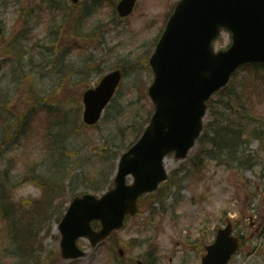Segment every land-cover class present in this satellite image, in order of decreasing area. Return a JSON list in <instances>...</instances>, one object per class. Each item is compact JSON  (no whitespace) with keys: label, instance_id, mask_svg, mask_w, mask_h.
<instances>
[{"label":"rangeland","instance_id":"obj_1","mask_svg":"<svg viewBox=\"0 0 264 264\" xmlns=\"http://www.w3.org/2000/svg\"><path fill=\"white\" fill-rule=\"evenodd\" d=\"M49 1L0 0L1 28L6 31V35L18 33L23 35L24 30L30 27L29 32L23 35L22 50L27 52L26 54L34 52L38 61L36 65H30L29 59H25L24 67L31 70V78L28 77L19 85L18 102L13 110L28 109L27 96L33 88L36 89L34 84L36 76L42 72L43 67L53 71L55 62L61 63L56 60L57 56L41 53L53 36L57 39L56 44L61 45L60 49H66V53H69L70 57L65 58H72V60L66 59L69 71L72 68L73 71L79 69V74L74 76V82L64 83L54 94L58 100H63V104L71 101L79 102V95L84 86L96 85L101 73H106L115 66L124 65L128 68V75L121 83L123 93L125 89L128 97L144 102L146 108H149L150 101L145 93L143 95L142 88L144 85L147 86L152 73L147 71L144 61L150 55L154 42L162 30L172 0H137L135 11L128 15L126 20H122L116 14L114 4L117 0H80L76 8L69 0ZM55 6L61 11L54 10L52 7ZM68 6L70 8H67ZM229 42L228 31H221L213 46L225 48ZM240 78L245 79L252 103L249 111L243 112L240 123L250 120L261 124L262 122L257 121L252 114L264 118V66L259 67L256 77L248 68L239 67L236 80L239 81ZM66 90L69 92L68 98L64 96ZM68 103L65 108L69 107ZM137 107L132 105L131 108L135 110ZM143 114L144 110L141 112V115ZM70 118L75 123H81L80 113L71 114ZM39 119L42 124L50 122V118L45 113L44 116H39ZM72 129V126L67 125L64 134L66 136L71 134ZM249 131L251 132L252 128H249ZM210 134L212 132L207 135ZM247 139V142L241 143V155L244 156L245 153L258 155L264 160L259 138ZM101 141L98 133L88 128L85 132H77L73 137L75 144L67 146L64 192L52 201L48 217L35 218L37 230L41 231L40 236L43 239L42 258L43 255H46V258L42 260L43 262L39 259L28 264H112L113 261L109 262L108 252V246L112 244L110 240H105L101 245L92 248L85 237L77 239V244L86 250V254L83 258L72 262L60 259L59 255H56L59 253V231L56 228L60 216L66 210V204L72 197L71 189L75 187L79 192L84 191L91 182L95 183L97 170L103 166L101 154L97 156L94 154ZM198 148L195 144L189 150L186 159H175L171 154L165 157L164 164L170 174L171 183L163 188L166 190L170 188L168 195L165 198V190L159 189L154 196L156 200L143 199L140 211L126 221L125 229L116 230L115 236L120 239L135 240L137 244L132 251H129V255L136 256L143 252L147 254L149 251L147 247L155 241L167 251L178 253L173 264L183 262L196 264L200 256H197L193 248H187L186 243L199 240L207 228H210L212 234L215 228L224 225L230 219L238 227L240 226L237 228L238 231L244 232L243 247L231 264H264V183L262 182L264 166L257 163L255 167H247L245 163L240 165L235 161L227 166L224 164L220 166L218 165L220 162L210 159L208 162H202V167L199 169L190 166L185 168ZM7 156L10 159V154ZM7 156L4 157L3 162L6 161ZM23 166L26 168V164ZM53 171L41 173L46 180L45 183L53 176ZM25 178L33 179L28 176V171ZM71 181L72 184H69ZM173 182L177 184L174 185ZM12 187L14 183L10 176L8 185L0 189V193L10 194ZM250 223H253V226H250ZM1 225L0 219V227ZM3 233L0 228V254L7 255ZM167 257L166 255L165 260L161 259L160 264L168 263ZM18 264L27 263L19 259Z\"/></svg>","mask_w":264,"mask_h":264},{"label":"water","instance_id":"obj_2","mask_svg":"<svg viewBox=\"0 0 264 264\" xmlns=\"http://www.w3.org/2000/svg\"><path fill=\"white\" fill-rule=\"evenodd\" d=\"M134 1H120L117 5L120 14L131 10ZM198 10H204V20ZM220 25L231 29L232 48L221 57V62L203 67L196 56H191L195 33L200 28L204 37L215 33ZM166 28L149 60L155 72L149 88L155 105L150 123L119 159L115 187L100 198L83 194L70 203L58 227L64 257L79 254L73 244L77 236L88 235L93 244L114 228H120L125 213L136 212V198L156 188L158 181L167 177L163 167L166 153L174 151L176 158L187 153L202 126L204 100L210 91L225 81L232 66L240 60H264V0H181ZM120 77L119 69L109 71L96 87L86 89L82 95L84 123L98 121ZM128 173L133 176L132 184L124 183ZM92 218L100 220L99 231L88 228ZM229 227L218 231L217 240L208 247L201 264L225 263L235 248L232 238L226 235ZM220 243L224 245L218 250ZM68 244L72 245L70 249Z\"/></svg>","mask_w":264,"mask_h":264},{"label":"trees","instance_id":"obj_3","mask_svg":"<svg viewBox=\"0 0 264 264\" xmlns=\"http://www.w3.org/2000/svg\"><path fill=\"white\" fill-rule=\"evenodd\" d=\"M28 32L29 29L24 30V34ZM4 33L6 31L0 26V49L4 57L1 62L6 61V64L2 65L4 69L0 75V82H2L0 85V156L4 157V153L7 152L11 154L15 151V153L12 159H10L13 161V165H9V168L3 171V178L7 180L6 182L10 180L9 172L11 168L17 166L15 164L16 162L18 164L20 162L22 165L26 164L28 176L38 180L43 186V195L38 199L32 200L31 203H25L9 199L10 194L3 195V193H0V209L2 210L1 231L4 232V235L7 234V239L11 246L13 242L16 245L13 247L15 250L11 246L9 247V250H11L10 254L13 255L14 251L16 255L18 254V256L24 259H29L34 255L39 258L43 241L42 236L39 234L40 231L37 230V221L35 218L38 216L42 218L48 217V210L52 201L63 193L62 191L65 187L64 182L66 180V175L64 174V168L66 166L65 152L67 146L75 144L74 142L71 144L66 143L65 139L67 138L60 133V130L72 124L73 132L70 135L75 136L77 132H83L84 126L82 123H75L70 118L71 114H78V112H63L60 108L53 109L50 101H47V106H45V97L41 98L37 95L34 88L27 96L28 100H30L27 106L29 108L22 111L13 110L11 107L12 104L17 105L18 102L17 94L20 90L19 85L31 76V70H27L23 63L26 53L22 50L24 47L22 43L24 34H12L6 40ZM53 43H51V47L54 46ZM31 59L32 57L30 61ZM229 93V89L225 90V92L220 90L216 100V102H221L223 110L229 107L233 108L228 102L230 97ZM231 97L232 102L237 100V96ZM241 98L242 96L240 95L238 100L241 101ZM121 99L122 96L117 95L109 104L102 118L106 124H110V122H113L114 119L122 115L120 107ZM218 106L220 105H217L216 108ZM235 107L239 108V105L237 106L236 104ZM212 112L224 115L223 112L217 113L213 110L211 114H213ZM44 113L50 118V122L42 125L39 116H44ZM238 116L240 117V113H238ZM141 127L142 125L135 126L137 129L134 132V137L140 133L142 130ZM118 129L121 138V150L131 144L133 139L132 132H128V128L121 126ZM118 132L115 134L110 133V135L105 137L108 142L107 150L104 144L97 146L94 151L96 156L101 154V162H103V166L97 170V172H100L95 178L97 182L108 170L109 162H107V157L112 153L111 145H118V141L116 140ZM216 133L217 130H215ZM218 133L220 135V141L215 142L214 136H209L207 138L204 137L200 142V154H202L205 160L214 158L212 152L218 150L223 151L224 156L231 158L229 153H231L233 147L235 148L232 142L240 139L238 134L228 137L227 129L224 128H220ZM125 136L128 138L125 139ZM29 138L32 139L30 143H28ZM25 146L27 147L25 148ZM205 147L208 149L205 150ZM230 147L231 149L229 150ZM234 155L235 153H232L231 156ZM195 164L197 165L199 163L195 161ZM51 170H54L53 176L45 183L46 180H44V176L41 173L43 171L50 172Z\"/></svg>","mask_w":264,"mask_h":264},{"label":"clouds","instance_id":"obj_4","mask_svg":"<svg viewBox=\"0 0 264 264\" xmlns=\"http://www.w3.org/2000/svg\"><path fill=\"white\" fill-rule=\"evenodd\" d=\"M5 162H0V167H5ZM10 175L13 178L14 187L10 191V199L31 203L32 200L38 199L43 195V186L38 180L25 178L27 169L22 164L11 168ZM19 258L15 255L0 254V264H18Z\"/></svg>","mask_w":264,"mask_h":264},{"label":"flooded vegetation","instance_id":"obj_5","mask_svg":"<svg viewBox=\"0 0 264 264\" xmlns=\"http://www.w3.org/2000/svg\"><path fill=\"white\" fill-rule=\"evenodd\" d=\"M156 261H157V260H156ZM156 261H155V262H156ZM169 261H170V262L172 261V257H170Z\"/></svg>","mask_w":264,"mask_h":264},{"label":"bare ground","instance_id":"obj_6","mask_svg":"<svg viewBox=\"0 0 264 264\" xmlns=\"http://www.w3.org/2000/svg\"><path fill=\"white\" fill-rule=\"evenodd\" d=\"M167 160V159H166Z\"/></svg>","mask_w":264,"mask_h":264}]
</instances>
